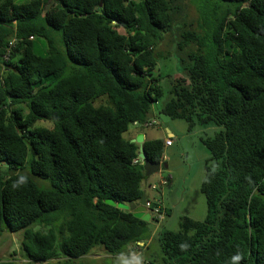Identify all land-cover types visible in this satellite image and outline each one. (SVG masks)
Instances as JSON below:
<instances>
[{
	"label": "trees",
	"instance_id": "16d2710c",
	"mask_svg": "<svg viewBox=\"0 0 264 264\" xmlns=\"http://www.w3.org/2000/svg\"><path fill=\"white\" fill-rule=\"evenodd\" d=\"M49 1L0 0V239L29 264H74L98 246L117 264L135 249L140 264H264V0H216L199 24L186 0ZM170 57L158 113L214 133L201 138L203 219L155 233L154 216L105 200H140V148L164 164L162 139L123 136L148 128L164 96L157 61ZM155 190L151 206L170 216ZM154 241L160 263L141 259Z\"/></svg>",
	"mask_w": 264,
	"mask_h": 264
},
{
	"label": "rangeland",
	"instance_id": "374dc122",
	"mask_svg": "<svg viewBox=\"0 0 264 264\" xmlns=\"http://www.w3.org/2000/svg\"><path fill=\"white\" fill-rule=\"evenodd\" d=\"M16 3L19 2V0H14ZM51 1V0H50ZM49 1V2H50ZM216 2V0H186L185 1V7H186V13H187V20H196L197 23L199 24L200 22H207V21H212L214 18V14L212 11L213 4ZM120 33L124 34L123 30H119ZM167 40V38L165 39ZM159 50L162 52H167L169 51V48L166 44H161L159 47ZM176 64L174 62V58H159L157 61V66L155 72L158 73L162 79L160 81V84L162 88L164 89V96L160 100V102L157 104V106L153 107V112L155 113L156 120L159 124L163 122V124L166 122L168 119L167 117L159 114L158 110L163 104V102L167 99L168 97V90L171 88V80L177 75V70H176ZM174 124H177L181 126L182 128V133L185 132L186 124L182 121H172ZM38 125H44L46 127H49V124H43L40 123ZM158 127V126H156ZM216 131L219 130V128L214 127ZM214 133V132H213ZM209 137H212L213 134H208ZM125 139L127 138V133L124 134L123 136ZM186 145V148L183 150H176L174 149L171 154L169 155L170 161H165L167 162L169 168L174 172L177 180L179 181V187L182 190V188H185L184 191V198L179 201L178 199V207L175 209V213L172 214V217L170 219H166L162 222H159V224L155 223V230L154 232L157 233L159 230H169V231H178L179 230V215L181 213L186 212L192 217L195 216L194 219H203L204 214H199V212H194V210H199L200 206L201 208H205V203H204V198L200 194L199 187H200V181H191V178H187V187L183 186L182 182H184L187 173L192 170V176L195 171V161L194 158L195 156V147L196 145L194 144V137L193 134L187 135L185 133L183 139ZM207 152V151H206ZM208 154V152H207ZM192 163V164H191ZM191 167V168H190ZM190 169V170H189ZM164 173V171L162 172ZM174 174L170 172V176L174 177ZM166 173H164V176ZM180 179V180H179ZM193 182V183H192ZM203 215V216H202ZM196 217H202V218H196ZM14 236V235H13ZM9 235L5 234L2 235L0 239V260H6L10 257H15L13 264H29L27 261L24 260L20 250H19V245L18 241L16 238H8ZM135 249V248H134ZM135 252H139L138 249H135ZM153 254L156 256L157 261L160 263L161 262V253L159 250V245L157 241H154L152 246H151V251L149 254L144 255L141 259H145L149 256H153ZM136 254H133V256L129 259L127 258H121L122 264H129L132 263L135 259L138 258L135 256ZM118 258V257H117ZM117 258H111V256L107 255V253L101 248L100 246L93 248L90 253L86 256H83L79 259H76L73 261L74 264H117L118 260ZM120 258V257H119ZM123 259V260H122ZM66 260L63 259V257H60L55 260L48 261L46 263L42 264H65Z\"/></svg>",
	"mask_w": 264,
	"mask_h": 264
},
{
	"label": "crops",
	"instance_id": "0c3cea01",
	"mask_svg": "<svg viewBox=\"0 0 264 264\" xmlns=\"http://www.w3.org/2000/svg\"><path fill=\"white\" fill-rule=\"evenodd\" d=\"M214 129L209 128L206 130L203 129H194L193 132L188 133L187 131V126L185 128V132L182 133V128L181 126L174 124L171 120L167 119L166 122L163 124V122H161V124L158 127H152V128H144L141 129L140 127H136V126H130L127 132V138L128 140H130L131 142L133 140H135L138 136L142 137V143L146 141H151L154 139H162L164 142V159L165 161H170L169 155L171 154V152L176 149V150H183L186 148L185 142L183 139L185 133L187 135H191L193 134L194 137V144L196 145L195 147V158L193 161H195L196 167H195V171L194 174L192 176V170L189 172V174L187 173V176L184 180V182H182L183 186L187 187V178L190 179L191 181L193 179V181H197L199 180L201 182L202 179V162L207 158V152L206 149L204 148L202 142H201V138L202 136H207L208 134H213ZM209 137V136H208ZM172 140V144L171 146H165V142L167 140ZM140 144V145H141ZM164 161V173H166V175L164 176V173H159V174H155L153 176L150 177H146L145 180L142 182L141 185V189L142 192H144V196L146 197V199L150 200L152 198L157 199L158 196L155 193L156 190H153L151 188V186H157L161 180H163L166 177L170 176V172H172L174 174V172L169 168L167 162L165 163ZM192 164V163H191ZM191 168V167H190ZM190 170V169H189ZM180 180V179H179ZM179 181L177 180L175 174L174 177L169 178V181L163 185H159L160 187V193L163 197V202H164V206L170 210V216H167L165 218V220L168 218L170 219L172 217V214L175 213V209L178 207V199L179 201L182 200L184 198V191L185 188L183 187L182 190L179 187ZM193 183V182H192ZM194 212H199V214H204L205 213V208H199V210H194ZM181 216H186L189 217L191 219H194V217H192L191 215H189L188 213L184 212L181 213L179 215V217ZM203 216V215H202ZM196 218H202V217H196ZM197 220V219H195ZM199 220V219H198Z\"/></svg>",
	"mask_w": 264,
	"mask_h": 264
},
{
	"label": "water",
	"instance_id": "95a60500",
	"mask_svg": "<svg viewBox=\"0 0 264 264\" xmlns=\"http://www.w3.org/2000/svg\"><path fill=\"white\" fill-rule=\"evenodd\" d=\"M0 84H1V80H0ZM132 142L140 145L142 143V137L138 136ZM138 158L140 159L141 163L135 166V170L142 172L145 177H150L164 170V166L162 164L159 163L153 164L149 162L142 148L139 149ZM105 203L109 206L116 207L119 210L131 212L134 218L139 219L143 222H149L151 219V216L145 207L146 198L144 195L136 203H128V204H123L120 202L116 203L111 198L106 199Z\"/></svg>",
	"mask_w": 264,
	"mask_h": 264
},
{
	"label": "clouds",
	"instance_id": "9594fccd",
	"mask_svg": "<svg viewBox=\"0 0 264 264\" xmlns=\"http://www.w3.org/2000/svg\"><path fill=\"white\" fill-rule=\"evenodd\" d=\"M149 121H155V124L154 125H152V126H149L148 128H152V127H156V126H159L160 124L157 122V120H156V116H155V113L154 112H152V117H151V119L149 120ZM149 121H147V122H149ZM133 126H139L138 124H137V122H135V123H133L132 124ZM131 125V126H132ZM144 125V124H143ZM144 127H146V126H144ZM167 141H171V140H167ZM166 141V142H167ZM166 142H165V146H166ZM170 146V145H169ZM134 160H137V163H133L135 166H137V165H139L140 163H141V161H140V159L137 157L136 159H134ZM159 164H162L163 166H164V164L163 163H159ZM164 169H165V167H164ZM164 171V170H163ZM163 171H161L160 173H162ZM159 174V173H158ZM153 176V175H152ZM148 178V177H147ZM169 178H170V176L169 177H166V178H164L163 180H161L160 182H159V184H158V187H159V185L161 186V185H163V184H165V183H167L168 181H169ZM151 188L153 189V190H155L156 188H157V186H151ZM142 193H144V192H142ZM144 194H142V196H143ZM146 198V197H145ZM147 203H150V205H151V202H150V200H148V199H146V204ZM146 207V210L148 211V213L150 214V216H151V218H152V216H154L153 214H152V212H151V209H149V208H147V206H145ZM165 216H164V218H163V220L162 221H164L165 220ZM151 220V219H150ZM162 221H158V222H162ZM136 253H138V252H134V253H131L130 255H129V260H130V258L133 256V254H136ZM137 255H139V254H136L135 256L137 257ZM121 258H124V257H122L121 256ZM240 260V256L239 255H236V256H234L233 258H232V261H233V264H235V262L236 261H239ZM132 264H140V260H139V258H137V259H135L133 262H132Z\"/></svg>",
	"mask_w": 264,
	"mask_h": 264
},
{
	"label": "built area",
	"instance_id": "2783aa9c",
	"mask_svg": "<svg viewBox=\"0 0 264 264\" xmlns=\"http://www.w3.org/2000/svg\"><path fill=\"white\" fill-rule=\"evenodd\" d=\"M155 124V121H149L144 123L143 126L149 127ZM171 144V141L166 142V146H169ZM133 163H137V160H133ZM147 208L151 209L152 214L158 221H162L164 218V212L162 211V208L158 205H154L153 207L150 205V203L146 204Z\"/></svg>",
	"mask_w": 264,
	"mask_h": 264
}]
</instances>
